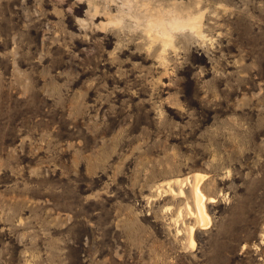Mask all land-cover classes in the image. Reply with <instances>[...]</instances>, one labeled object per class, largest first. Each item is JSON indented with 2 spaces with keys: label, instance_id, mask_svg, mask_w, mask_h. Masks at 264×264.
<instances>
[{
  "label": "rangeland",
  "instance_id": "obj_1",
  "mask_svg": "<svg viewBox=\"0 0 264 264\" xmlns=\"http://www.w3.org/2000/svg\"><path fill=\"white\" fill-rule=\"evenodd\" d=\"M0 264H264V0H0Z\"/></svg>",
  "mask_w": 264,
  "mask_h": 264
},
{
  "label": "bare ground",
  "instance_id": "obj_2",
  "mask_svg": "<svg viewBox=\"0 0 264 264\" xmlns=\"http://www.w3.org/2000/svg\"><path fill=\"white\" fill-rule=\"evenodd\" d=\"M195 29H196V32H198L199 26L197 25ZM203 179H204V176L199 175V174H195L193 176H187L184 179L176 178L173 181L167 183V188L170 190V192H172L174 195H178V197H180V198H182V197L186 198V193H185V191H186L185 187L186 186H187L186 189H188L190 192L191 200H192L191 205H193V206L191 207L189 205L190 203L187 202L184 205L185 207H183V208L186 209L185 211L187 212L186 213L187 216L191 217L193 219V220L191 219L193 221V224H191L187 228L188 244H189V248H192V249L195 246V242L193 240V235L195 233V230L196 229L202 230V229H207L208 227H210V219H209L207 211H206V203H209V204H210V202L214 203V199L205 197L202 190H201V185H202ZM172 183H174V185L175 184L178 185V189L176 191L172 189L173 188V187H171ZM187 200H185V201H187ZM180 212H178L179 216H180ZM184 215H183V219H184ZM177 232H179V231H177Z\"/></svg>",
  "mask_w": 264,
  "mask_h": 264
}]
</instances>
